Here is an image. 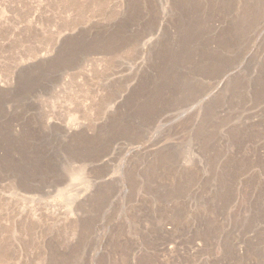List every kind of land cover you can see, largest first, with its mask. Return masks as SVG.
Returning a JSON list of instances; mask_svg holds the SVG:
<instances>
[{
    "label": "rangeland",
    "instance_id": "374dc122",
    "mask_svg": "<svg viewBox=\"0 0 264 264\" xmlns=\"http://www.w3.org/2000/svg\"><path fill=\"white\" fill-rule=\"evenodd\" d=\"M0 264H264V0H0Z\"/></svg>",
    "mask_w": 264,
    "mask_h": 264
}]
</instances>
